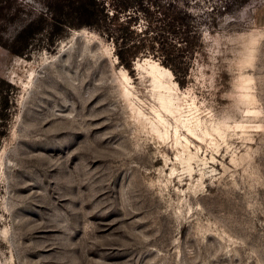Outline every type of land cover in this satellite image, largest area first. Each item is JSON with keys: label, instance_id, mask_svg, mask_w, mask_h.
<instances>
[{"label": "rangeland", "instance_id": "1", "mask_svg": "<svg viewBox=\"0 0 264 264\" xmlns=\"http://www.w3.org/2000/svg\"><path fill=\"white\" fill-rule=\"evenodd\" d=\"M190 1L204 50L184 84L159 70L181 120L152 55L127 67L89 25L0 44V264H264V0ZM4 2L7 41L49 14Z\"/></svg>", "mask_w": 264, "mask_h": 264}, {"label": "trees", "instance_id": "2", "mask_svg": "<svg viewBox=\"0 0 264 264\" xmlns=\"http://www.w3.org/2000/svg\"><path fill=\"white\" fill-rule=\"evenodd\" d=\"M2 1L0 17L8 9L7 2ZM45 1L49 14L40 12L9 41L0 35V44L22 55L41 32H46L49 43H53L67 26L85 24L111 41L121 64L128 67L139 54H150L145 57L168 68L179 84L186 83L198 54L204 50L203 28L213 23L204 11L192 7L190 0H140L134 5L123 0L113 10L106 8V0Z\"/></svg>", "mask_w": 264, "mask_h": 264}, {"label": "bare ground", "instance_id": "3", "mask_svg": "<svg viewBox=\"0 0 264 264\" xmlns=\"http://www.w3.org/2000/svg\"><path fill=\"white\" fill-rule=\"evenodd\" d=\"M116 58V57H115ZM117 60V59H116ZM134 65H136V69L140 70L142 68V66L138 63V61L134 62ZM153 71L151 73L152 78H154V82H155V88H154V92L157 96V100L159 102V106L160 108L166 112L168 115H173V114H177L178 119L177 120H181V117L183 116V108L182 107H178L175 103V87H170L168 85H165L160 77H159V70H163L166 71L167 73H169V75L173 78V75L171 74V72L160 66L158 64V62L156 61H152V65H151ZM158 73V74H157ZM123 77L125 78V80H129L128 76L126 75V72L123 71ZM173 85L175 86L176 83L173 82ZM175 89V91H174ZM178 91V90H177ZM155 113L157 114V117L159 119V121H163L162 119V115L160 114L159 110H155ZM182 121H193L192 119H188L185 118Z\"/></svg>", "mask_w": 264, "mask_h": 264}]
</instances>
